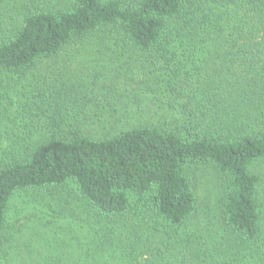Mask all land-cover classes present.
<instances>
[{
	"label": "trees",
	"instance_id": "trees-1",
	"mask_svg": "<svg viewBox=\"0 0 264 264\" xmlns=\"http://www.w3.org/2000/svg\"><path fill=\"white\" fill-rule=\"evenodd\" d=\"M113 46L163 65L164 119L118 116L146 112L137 99L91 114L54 85L16 106L41 60ZM262 161L264 0H0V264H264ZM202 165L223 178L204 223ZM63 187L84 239L55 218L36 238L11 222L16 194ZM66 208L53 216L77 213ZM45 234L67 246H37Z\"/></svg>",
	"mask_w": 264,
	"mask_h": 264
},
{
	"label": "rangeland",
	"instance_id": "rangeland-1",
	"mask_svg": "<svg viewBox=\"0 0 264 264\" xmlns=\"http://www.w3.org/2000/svg\"><path fill=\"white\" fill-rule=\"evenodd\" d=\"M153 60V58L135 54L134 51H118L117 46L108 47L101 54L93 53L89 58L72 57L71 59L65 52L58 57V60L45 58L38 63L34 71L24 74L21 81L13 87L16 106H20V98H24L25 95L32 99L34 94L42 92L43 87L46 89V87L54 85L53 88L58 87L57 90L62 92H58L60 96L57 99L68 101L71 104L84 103L91 114L92 110H96L98 107L97 104H100L104 109L109 102L121 107L125 102L129 103L131 100L136 102L137 99L142 107L146 108V112L135 115L130 112L126 114L121 110L118 116H133L138 120L153 114L151 119L162 120L164 119L163 112L167 110V106L164 105L159 109L158 104L164 102V99L168 100V96L159 95L160 90L155 92V86L160 84L157 79L165 69H162L163 65L160 62L153 63ZM104 87H106L105 92L107 93L105 96L102 91ZM45 93L47 92L45 91ZM139 111L141 112V110ZM101 115L111 117V113L108 112L101 113ZM252 169L253 172L262 175L259 194L260 200L264 203V161L256 164ZM222 184V176L213 167L202 165L199 168L197 192L201 222L204 223L207 217H213L216 213L215 208L221 196ZM71 187L59 188L56 191L28 190L19 192L14 196L10 205L11 222H17V227L24 228V232H27L28 235L31 233V236L36 238L38 229L42 227L41 223L55 218L52 222L58 224L74 223L77 230L82 233L81 239H84L83 236L87 234V231L82 227V224L84 223L83 218H86L87 215L77 204V198H74ZM62 206H66L68 209L75 207L77 213L75 215L66 214L68 217L63 218L53 216L54 210L62 211ZM198 222L199 220H197ZM35 231L36 235H34ZM36 241H38L37 246H67L65 241L57 239L53 234L40 236ZM74 246H77L76 242Z\"/></svg>",
	"mask_w": 264,
	"mask_h": 264
}]
</instances>
